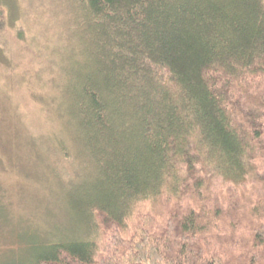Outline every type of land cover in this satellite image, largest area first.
<instances>
[{"label": "trees", "instance_id": "1", "mask_svg": "<svg viewBox=\"0 0 264 264\" xmlns=\"http://www.w3.org/2000/svg\"><path fill=\"white\" fill-rule=\"evenodd\" d=\"M57 1L58 88L108 245L32 264H264V0Z\"/></svg>", "mask_w": 264, "mask_h": 264}, {"label": "rangeland", "instance_id": "2", "mask_svg": "<svg viewBox=\"0 0 264 264\" xmlns=\"http://www.w3.org/2000/svg\"><path fill=\"white\" fill-rule=\"evenodd\" d=\"M0 8V264H32L46 244L73 239L106 250L107 233L86 214L95 189H80L94 180L92 164L57 82L70 23L57 0H0ZM225 188L214 186L221 196Z\"/></svg>", "mask_w": 264, "mask_h": 264}]
</instances>
